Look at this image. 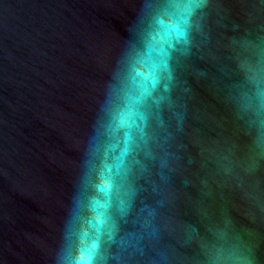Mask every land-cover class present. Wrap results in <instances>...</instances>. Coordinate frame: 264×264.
<instances>
[{
	"label": "water",
	"instance_id": "obj_1",
	"mask_svg": "<svg viewBox=\"0 0 264 264\" xmlns=\"http://www.w3.org/2000/svg\"><path fill=\"white\" fill-rule=\"evenodd\" d=\"M0 264H264V0H0Z\"/></svg>",
	"mask_w": 264,
	"mask_h": 264
},
{
	"label": "clouds",
	"instance_id": "obj_2",
	"mask_svg": "<svg viewBox=\"0 0 264 264\" xmlns=\"http://www.w3.org/2000/svg\"><path fill=\"white\" fill-rule=\"evenodd\" d=\"M174 31L177 33L178 37L183 35V32L178 27H176Z\"/></svg>",
	"mask_w": 264,
	"mask_h": 264
}]
</instances>
